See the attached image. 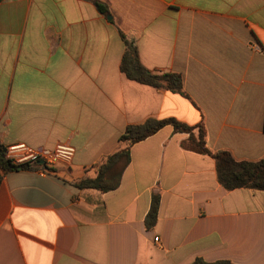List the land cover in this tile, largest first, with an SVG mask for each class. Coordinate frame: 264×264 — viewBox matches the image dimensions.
Listing matches in <instances>:
<instances>
[{"label":"crops","instance_id":"0c3cea01","mask_svg":"<svg viewBox=\"0 0 264 264\" xmlns=\"http://www.w3.org/2000/svg\"><path fill=\"white\" fill-rule=\"evenodd\" d=\"M126 41L185 94L127 79ZM150 119L203 126L213 153L264 158V0H0V143L75 149L51 173L4 175L0 264H264V191L227 190L172 125L130 148L116 190L77 188Z\"/></svg>","mask_w":264,"mask_h":264},{"label":"trees","instance_id":"16d2710c","mask_svg":"<svg viewBox=\"0 0 264 264\" xmlns=\"http://www.w3.org/2000/svg\"><path fill=\"white\" fill-rule=\"evenodd\" d=\"M99 12L107 14V8L99 2L95 3ZM125 40V37L123 36ZM127 51L122 59L121 70L127 79L157 90H166L175 94L184 95L183 80L181 75L174 73H151L141 63L136 47L126 41ZM167 125H172L177 132L189 134L185 148L203 155H210L216 160L218 177L221 184L229 191L236 189H252L264 191V158L257 162L238 161L229 152L213 153L207 145V134L203 126L197 129L179 123L174 119L158 121L150 119L142 125L129 126L121 137V143L126 148L119 150L100 166L95 178L80 180L76 186L81 190H96L107 193L116 190L121 181L122 172L130 161V148L144 139L150 137ZM198 130V134H195ZM40 169L42 166L13 164L6 157V148L0 143V185L6 175L12 171ZM160 206V196L154 195L150 212L146 218V227L154 228ZM192 264H233L229 261L208 263L198 258Z\"/></svg>","mask_w":264,"mask_h":264},{"label":"built area","instance_id":"2783aa9c","mask_svg":"<svg viewBox=\"0 0 264 264\" xmlns=\"http://www.w3.org/2000/svg\"><path fill=\"white\" fill-rule=\"evenodd\" d=\"M74 155L75 149L69 144H59L53 151L31 148L26 144L6 147V157L13 164H38L42 166L39 170L42 174L51 173L61 165H70ZM156 242H159V239H156Z\"/></svg>","mask_w":264,"mask_h":264},{"label":"rangeland","instance_id":"374dc122","mask_svg":"<svg viewBox=\"0 0 264 264\" xmlns=\"http://www.w3.org/2000/svg\"><path fill=\"white\" fill-rule=\"evenodd\" d=\"M196 131H197V130H196ZM196 131H195V132H196ZM197 134H198V133H197Z\"/></svg>","mask_w":264,"mask_h":264},{"label":"water","instance_id":"95a60500","mask_svg":"<svg viewBox=\"0 0 264 264\" xmlns=\"http://www.w3.org/2000/svg\"><path fill=\"white\" fill-rule=\"evenodd\" d=\"M40 164H42V162Z\"/></svg>","mask_w":264,"mask_h":264}]
</instances>
